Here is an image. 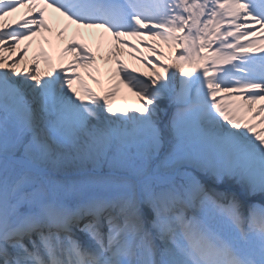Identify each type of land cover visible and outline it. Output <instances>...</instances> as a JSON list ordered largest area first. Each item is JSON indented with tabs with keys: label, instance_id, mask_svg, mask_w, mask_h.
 I'll list each match as a JSON object with an SVG mask.
<instances>
[{
	"label": "snow or ice",
	"instance_id": "snow-or-ice-1",
	"mask_svg": "<svg viewBox=\"0 0 264 264\" xmlns=\"http://www.w3.org/2000/svg\"><path fill=\"white\" fill-rule=\"evenodd\" d=\"M0 264H264V0H0Z\"/></svg>",
	"mask_w": 264,
	"mask_h": 264
},
{
	"label": "bare ground",
	"instance_id": "bare-ground-1",
	"mask_svg": "<svg viewBox=\"0 0 264 264\" xmlns=\"http://www.w3.org/2000/svg\"><path fill=\"white\" fill-rule=\"evenodd\" d=\"M48 15H57V14H52L51 10H48ZM20 13H16L13 14L11 17L8 18L9 22H14L15 19H17L19 17ZM66 22L62 20L58 21V22H54L51 23L50 26L53 28V33L52 34H48L47 36H49L53 41H54V46L50 47L48 44L44 43L43 40L41 39L40 36L34 37L32 38L31 42L29 41H21V44L19 46H23L26 43H30V47L28 49V57L31 58L33 55L36 54V48L37 46H39V43L44 46L45 48H47L48 50H50L52 52L53 55H55L56 60L59 57V49L62 46V40L55 37L54 33L56 31V29L60 28L63 26V24H65ZM75 26H73L74 28ZM71 31V29H70ZM40 41V42H38ZM88 43H90V45L95 48V43L93 41H86ZM134 42V41H133ZM160 44V47L162 48V50L165 52V54L169 53L170 47H168L167 45H164L163 42H158ZM104 51H101V54H103L104 52L107 51V46L105 45V47L103 48ZM146 50L141 47V52H145ZM5 55H7V53H4ZM122 59L124 60V62L128 65L129 68H135L138 72H147L148 69L145 67V65L143 63H140L136 60H133L131 57H129L128 55H125L122 57ZM40 63V68L43 71L45 68L43 67V65ZM100 67H101V74L99 75V78L101 79L102 83L101 84H96L94 83L85 73L83 70H81V76L83 77V80L85 82V84L87 86H91L92 88H96V87H102V88H110V84L107 80V77L103 74L104 73V69L106 67V65L102 62V61H98ZM110 63V62H109ZM112 83H116L115 80L112 81ZM75 86V85H74ZM258 106V105H257ZM133 107H130L129 109L131 110Z\"/></svg>",
	"mask_w": 264,
	"mask_h": 264
},
{
	"label": "rangeland",
	"instance_id": "rangeland-1",
	"mask_svg": "<svg viewBox=\"0 0 264 264\" xmlns=\"http://www.w3.org/2000/svg\"><path fill=\"white\" fill-rule=\"evenodd\" d=\"M119 91V90H118ZM118 91H117V93H118ZM117 93H116V95H117ZM116 97L114 98V107H117V108H122V107H124L125 106V103H127V102H125V101H122V100H120L118 103H116ZM130 105H135V103L134 102H131L128 106H130Z\"/></svg>",
	"mask_w": 264,
	"mask_h": 264
}]
</instances>
